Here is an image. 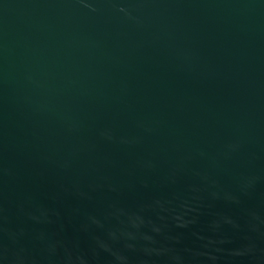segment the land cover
Segmentation results:
<instances>
[{"label":"water","instance_id":"obj_1","mask_svg":"<svg viewBox=\"0 0 264 264\" xmlns=\"http://www.w3.org/2000/svg\"><path fill=\"white\" fill-rule=\"evenodd\" d=\"M0 264H264V0H0Z\"/></svg>","mask_w":264,"mask_h":264}]
</instances>
